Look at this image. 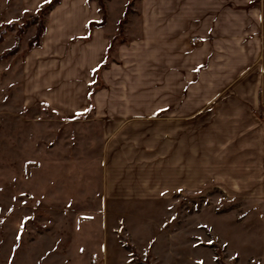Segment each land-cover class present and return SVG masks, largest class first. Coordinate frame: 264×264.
I'll use <instances>...</instances> for the list:
<instances>
[{"label": "crops", "instance_id": "0c3cea01", "mask_svg": "<svg viewBox=\"0 0 264 264\" xmlns=\"http://www.w3.org/2000/svg\"><path fill=\"white\" fill-rule=\"evenodd\" d=\"M111 2L91 32L97 1L52 11L25 61L27 107L46 104L66 120L92 109L104 178H143L146 198L158 195L153 178L168 192L183 178H264V0H130L127 41L98 75L127 9L109 32Z\"/></svg>", "mask_w": 264, "mask_h": 264}, {"label": "rangeland", "instance_id": "374dc122", "mask_svg": "<svg viewBox=\"0 0 264 264\" xmlns=\"http://www.w3.org/2000/svg\"><path fill=\"white\" fill-rule=\"evenodd\" d=\"M129 1L110 3L109 32ZM44 4L0 0V264H264V178H183L169 192L153 178L158 195L146 198L143 178H104L92 109L66 120L27 107L29 41L56 7L3 56ZM115 44L104 63L116 61Z\"/></svg>", "mask_w": 264, "mask_h": 264}, {"label": "trees", "instance_id": "16d2710c", "mask_svg": "<svg viewBox=\"0 0 264 264\" xmlns=\"http://www.w3.org/2000/svg\"><path fill=\"white\" fill-rule=\"evenodd\" d=\"M99 3L100 6V13H102V19L99 22H90L89 23V30L90 32L94 29V28H102L106 25L107 22V12H106V6H105V0H95ZM135 1H139V0H132V2ZM61 2V0H49V2H47L46 4H44L39 10H38V16L34 17L33 19L27 21L24 25V27H21L17 33V38H16V44L15 46L9 50L3 57H10L13 55H16L19 51L20 48V44H21V36L24 33V30L32 25V24H36L39 20H41V18L43 17L42 15L49 13L50 11H52L59 3ZM131 12V4L127 7L126 12L122 18V20L119 23V30H120V35H119V44H124L126 42V39L124 38V26L128 21V17L130 15ZM11 26H6L5 28H10ZM46 32V27L45 25H43L42 23L39 24V27L37 28L36 34L35 36L29 41V46H28V50L31 51L35 48H39L41 47V42H42V38L44 36ZM2 41V34L0 33V42ZM114 40L111 44V46L108 49V55L113 51V46L115 44ZM107 63H104L99 69L98 71H101L103 69L106 68ZM79 119V118H78ZM133 250V253L136 254L135 250L133 249V247L131 248ZM136 260L139 261L140 264H149V262L147 260L143 261L140 260L139 257H136Z\"/></svg>", "mask_w": 264, "mask_h": 264}, {"label": "built area", "instance_id": "2783aa9c", "mask_svg": "<svg viewBox=\"0 0 264 264\" xmlns=\"http://www.w3.org/2000/svg\"><path fill=\"white\" fill-rule=\"evenodd\" d=\"M260 114H261V116L264 118V100H262V102H261V106H260Z\"/></svg>", "mask_w": 264, "mask_h": 264}, {"label": "snow or ice", "instance_id": "6c2138e0", "mask_svg": "<svg viewBox=\"0 0 264 264\" xmlns=\"http://www.w3.org/2000/svg\"><path fill=\"white\" fill-rule=\"evenodd\" d=\"M49 2V0H45V3Z\"/></svg>", "mask_w": 264, "mask_h": 264}]
</instances>
